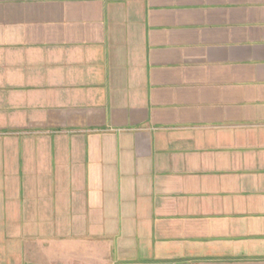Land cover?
<instances>
[{
    "label": "crops",
    "instance_id": "crops-1",
    "mask_svg": "<svg viewBox=\"0 0 264 264\" xmlns=\"http://www.w3.org/2000/svg\"><path fill=\"white\" fill-rule=\"evenodd\" d=\"M0 264H264V0H0Z\"/></svg>",
    "mask_w": 264,
    "mask_h": 264
}]
</instances>
